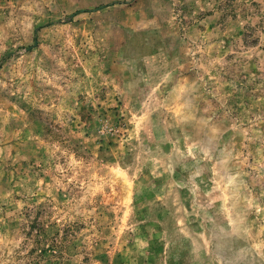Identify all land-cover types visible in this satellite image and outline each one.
Segmentation results:
<instances>
[{"label":"rangeland","instance_id":"rangeland-1","mask_svg":"<svg viewBox=\"0 0 264 264\" xmlns=\"http://www.w3.org/2000/svg\"><path fill=\"white\" fill-rule=\"evenodd\" d=\"M0 264H264V0H0Z\"/></svg>","mask_w":264,"mask_h":264}]
</instances>
